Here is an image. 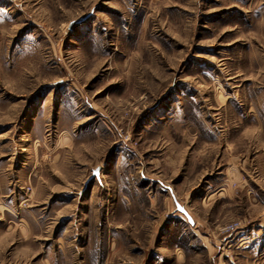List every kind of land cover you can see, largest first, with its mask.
<instances>
[{"label": "rangeland", "instance_id": "1", "mask_svg": "<svg viewBox=\"0 0 264 264\" xmlns=\"http://www.w3.org/2000/svg\"><path fill=\"white\" fill-rule=\"evenodd\" d=\"M0 264H264V0H0Z\"/></svg>", "mask_w": 264, "mask_h": 264}, {"label": "water", "instance_id": "2", "mask_svg": "<svg viewBox=\"0 0 264 264\" xmlns=\"http://www.w3.org/2000/svg\"><path fill=\"white\" fill-rule=\"evenodd\" d=\"M84 19H78V20H75V21H72L71 23H69V29H71L74 25H78L80 24L81 22H83ZM99 173H100V168L97 167L96 169H94L92 172H91V175L90 177L87 179V181L84 183V188L87 186V184L91 181V180H94V179H98L99 177ZM176 206H177V210L183 214H185V211L182 207H180L177 203H176ZM186 215V214H185ZM186 217L190 220L189 216L186 215Z\"/></svg>", "mask_w": 264, "mask_h": 264}]
</instances>
